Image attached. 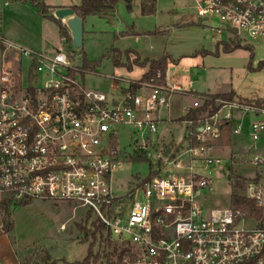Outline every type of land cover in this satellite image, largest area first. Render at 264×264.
<instances>
[{
	"label": "built area",
	"instance_id": "1",
	"mask_svg": "<svg viewBox=\"0 0 264 264\" xmlns=\"http://www.w3.org/2000/svg\"><path fill=\"white\" fill-rule=\"evenodd\" d=\"M193 8L203 23L216 17L219 25L209 26L214 35L243 40V32L264 40V0H194ZM66 40L61 35V48L47 53L0 34V194L15 204L63 201L73 205L74 217L79 209L84 218L93 215L116 245L115 264H264V228L254 215L264 217V155L251 158L254 174L228 175L233 205L204 204L213 189L206 171L222 161L214 154L222 147L217 141L227 126L233 138L247 121L256 148L264 137V106L216 99V111L181 121L186 147L168 151L157 145L159 125L171 120L172 97H194L182 116L210 99L178 81L179 62L127 79L118 97L108 98L84 87V69ZM120 135H130L133 153L122 151ZM136 155L146 157L154 174L118 191L115 173ZM65 229L62 223L59 230Z\"/></svg>",
	"mask_w": 264,
	"mask_h": 264
},
{
	"label": "rangeland",
	"instance_id": "2",
	"mask_svg": "<svg viewBox=\"0 0 264 264\" xmlns=\"http://www.w3.org/2000/svg\"><path fill=\"white\" fill-rule=\"evenodd\" d=\"M54 1L48 0L49 3ZM140 3L141 0H133L132 10H129L123 1H119L116 12L109 13L113 20L103 14H90L85 18L82 48H76L72 42L70 49L75 52L72 54L73 59L81 61L80 54L83 53L87 61L95 66L94 71H83L82 83L86 89L102 92L108 98H117L128 85L127 79L137 77L144 71L143 67L134 66L129 71L125 66L114 64L115 50H119L122 63L126 62L124 52L131 50L145 57L165 53L170 56L167 62L171 58L174 63L179 60L178 81L184 88L195 91L191 93L195 96H213L233 89V100L236 102H251L264 97V68L249 70L250 62L256 68L260 61H264L263 39L253 40L243 32L239 34V38L246 39L242 42L253 48L254 57L251 61L250 52L245 48L225 52L222 45L217 47L218 41H228L230 35L227 32L213 34L209 26L219 25L215 16L205 23L198 22L193 8L194 0H156L154 14H143ZM134 7H138V10H134ZM0 28L5 39L28 49L52 53L62 46L57 24L42 17L29 3L0 0ZM131 30L138 35L118 37L127 35ZM130 58L133 59L134 55L130 54ZM27 69V63L23 61L25 76H28ZM193 99V96L183 94L172 97L174 111L170 109V121H163L159 125L158 137L162 142L157 147H186V126L177 119L182 116V105L191 104ZM197 99L202 101L201 98ZM247 125V122L243 124L241 136L233 138L236 142L252 145ZM119 141L123 152L133 153L130 135H120ZM255 145L256 148L249 150L250 155L245 154L244 149L239 153L233 145L231 150L219 149L214 153L220 155L222 161L211 173L206 171L213 180L212 192L204 202L208 208L233 205L231 183L227 177L229 174L250 176L255 173L256 167L250 160L256 153L264 155V137ZM151 167L147 160H123L115 173L118 191L122 187H133L140 179L149 177ZM6 197L4 193L0 194V201ZM9 210L8 216L0 206V249L4 248L3 237H7L21 264L40 261L45 252L53 258L54 264H78L85 257L87 243L83 241V233L78 228V224L85 221L82 209L77 210L74 217L73 205L70 203L32 201L25 205L13 203ZM89 217L90 220L95 219L93 215ZM9 223L13 229L7 231ZM62 223H66V229L60 231ZM244 226L251 227L252 223L247 222ZM112 244L115 245L114 242ZM101 261L97 264H103ZM0 264H4L2 256Z\"/></svg>",
	"mask_w": 264,
	"mask_h": 264
},
{
	"label": "trees",
	"instance_id": "3",
	"mask_svg": "<svg viewBox=\"0 0 264 264\" xmlns=\"http://www.w3.org/2000/svg\"><path fill=\"white\" fill-rule=\"evenodd\" d=\"M10 1H21V2H28L31 6L36 8L37 12L44 18L55 22L59 28L60 35L67 36V45L72 47V38L68 35L66 27L62 24L61 20L54 17L52 14V7L47 5L45 0H10ZM119 1H123L126 4V7L129 10H132V3L133 0H81L80 4L73 5L72 8L74 9L75 13L85 20V18L94 13V12H104L107 10L114 9L115 6ZM140 10L143 14H154L156 11V0H141L140 3ZM222 45V48L225 52H230L238 48H245L250 52V60L252 61L254 57V51L251 45L244 44L240 39H233L229 41H218L217 47ZM128 51V53H127ZM126 53V54H125ZM75 54V52H74ZM130 54L134 55V58H130ZM126 56V62L122 63L120 59L119 50H115L113 61L116 66H125L130 71L134 65L139 66H147L149 65L148 71L142 76V79L147 78L148 76L156 73L158 70L164 71L168 65L167 59L170 58L169 55L165 54L162 58L158 60L152 59H145L144 61H140V58L136 52L131 50H126L124 52ZM80 59L82 62V68L87 71H94V64H91L87 61L85 55L82 53L80 54ZM172 61L174 59L171 58ZM175 62V61H174ZM178 62V61H176ZM250 62L249 70H261L264 68V61H260L256 68L251 65ZM216 96V97H215ZM235 96V92L233 89L226 93H220L213 96H209L210 99H206L203 105L200 108H197L191 113L180 117L177 121H183L189 118H196L205 112H214L216 111L218 104L216 103V98H224L227 100H233ZM256 104L259 106H264V97L255 99ZM250 103V102H249ZM217 144L220 146H231L232 145V136H231V127L227 126L223 132L222 138L217 141ZM169 148V149H168ZM167 150H170V146ZM130 160H139V161H146V157L144 155H136L130 158ZM154 173H150V176ZM29 202H21L18 203L19 205H25ZM12 201L10 198H3L0 201V206L4 209V213L6 215H10V207L12 206ZM252 206L251 204H246L243 208L250 209ZM255 217L257 220L260 221L259 227L264 228V217L261 212L255 211ZM78 228L83 233V241L87 243V253L85 257L78 261V264H97V262L102 259L103 264H115L113 261V257L116 256L117 249L116 245L112 244V239L110 233L106 226L99 220L94 219L90 220V217H86L84 223L78 224ZM7 231L13 229L12 224L7 225ZM53 258L51 259L48 252H45L44 258L40 261H28L22 264H54ZM240 264H255L254 261H248Z\"/></svg>",
	"mask_w": 264,
	"mask_h": 264
},
{
	"label": "crops",
	"instance_id": "4",
	"mask_svg": "<svg viewBox=\"0 0 264 264\" xmlns=\"http://www.w3.org/2000/svg\"><path fill=\"white\" fill-rule=\"evenodd\" d=\"M11 2V1H10ZM17 2H21V1H17ZM46 4L51 6L53 9L55 8H58V7H72L73 5H77V4H80L81 0L79 2H76L75 0H55L54 2H48V0H45ZM22 3H28V2H22ZM133 4V3H132ZM126 5V4H125ZM33 7V6H32ZM134 10H138V7H134ZM116 12V6L114 9H111V10H107V11H104V12H94L92 14L94 15H99V14H103L104 17L106 18H109L111 20H113V16L109 13H115ZM84 22V21H83ZM1 29V28H0ZM127 33V31L125 32ZM130 33V34H128ZM127 33V35H123V36H118L120 38H125V37H128V36H132V35H138V34H134L135 32L133 30H131V32L129 31ZM133 33V34H132ZM1 34V32H0ZM135 51V50H134ZM139 58H140V61H144L145 59H152V60H158L159 58L163 57L165 55V53H161L160 55H157V56H142L138 51H135ZM179 61V60H178ZM134 66H137V67H143L144 68V71L143 72H140L141 74L137 77H134L130 80H138L140 78H142V76L146 73V69H147V66H139V65H134ZM133 66V67H134ZM180 62H179V67H180ZM133 67L130 71L133 70ZM231 90V89H230ZM223 93H226V92H223ZM237 94V93H236ZM238 95V94H237ZM239 96V95H238ZM242 97V96H241ZM247 98V97H245ZM184 106L186 105H182V114H183V108ZM170 109L172 111H174V107H170ZM181 114V115H182ZM169 116H170V110H169ZM181 117V116H180ZM179 117V118H180ZM247 121L244 122V124L246 123ZM248 129V128H247ZM240 135V134H238ZM237 136V135H235ZM241 136V135H240ZM234 137V136H233ZM232 145L234 146V148L238 149L239 150V153H240V150L241 149H244V153L247 154V155H250V151L249 150H252L254 149L253 147H251V145H246L244 143H241L240 141L236 142L234 140V138H232ZM230 149L231 150V146H222L221 149ZM236 163V162H235ZM7 236V235H6ZM4 238V248L3 250L0 249V256L3 257V261H4V264H21L20 261H19V258L15 252V250L13 249L12 245H11V242L9 241V239L7 237H3Z\"/></svg>",
	"mask_w": 264,
	"mask_h": 264
},
{
	"label": "water",
	"instance_id": "5",
	"mask_svg": "<svg viewBox=\"0 0 264 264\" xmlns=\"http://www.w3.org/2000/svg\"><path fill=\"white\" fill-rule=\"evenodd\" d=\"M52 14L55 18L61 20L69 29L70 35L72 38L73 45L81 49L83 45V19L80 18L74 11L72 7H58L52 10ZM202 19L198 18V22H201ZM82 65V62L79 61V66ZM230 179V176H228Z\"/></svg>",
	"mask_w": 264,
	"mask_h": 264
}]
</instances>
